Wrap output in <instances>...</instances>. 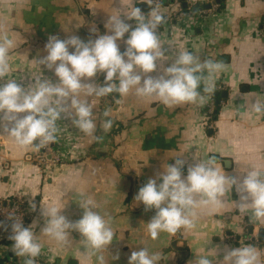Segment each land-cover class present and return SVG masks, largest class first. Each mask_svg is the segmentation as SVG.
Returning a JSON list of instances; mask_svg holds the SVG:
<instances>
[{
    "label": "crops",
    "instance_id": "0c3cea01",
    "mask_svg": "<svg viewBox=\"0 0 264 264\" xmlns=\"http://www.w3.org/2000/svg\"><path fill=\"white\" fill-rule=\"evenodd\" d=\"M163 1L172 2L158 10L165 17L158 34L165 60L158 61L157 70L149 75H162L182 51L199 56L201 62L206 58L222 62L223 69L213 73L210 80L214 90L225 87L221 93H214L224 100L215 120L205 119L206 102L212 93H204L203 84L199 89L205 97L203 104L171 106L158 97H139L135 89L124 97L117 93L87 96L82 90L77 98L92 104L95 133L81 132L62 114L57 127L62 135L64 161L61 165L43 166L37 163L34 148H21L0 128V197L12 200L24 196L36 204L34 234L42 247L56 256L54 264L98 261L96 255L85 254L82 237L76 231H70L69 239L62 244L41 234L45 226L41 202L61 208V214L75 222L84 212L79 203L88 198L95 204L94 211L109 222L115 233L112 244L98 253L104 256L105 264H128L132 251L142 248L150 254H161L159 264H190L201 256L213 264H222L226 249L250 244L256 246L260 264H264V243L258 239L264 220L252 221L251 209L239 212L235 186L226 191L217 206L197 209L193 229L182 228L174 235L161 232L155 240L148 234L146 223L156 210L146 211L142 202L135 201L149 179L162 183L158 173L168 164H175L176 159L185 160L183 177L188 166L198 162L193 159L195 155L205 161L215 156L221 172L241 182L252 167L264 172V115L251 110L254 100L264 103V0H221L215 16L197 12L171 22L166 16L185 5L180 0ZM185 1L188 5L190 1L206 2ZM133 7L151 11V5L141 0H0V36L7 35L15 45L9 51L10 70L0 84L15 80L27 87L38 78L58 82L54 70L38 63L47 55L49 36L65 40L75 35L85 42L94 40L99 35L112 34L105 25L110 16L120 13L134 29L136 21L127 20L121 12ZM128 35L117 41L122 53ZM69 51L74 49L70 46ZM105 75L101 73L93 79L103 85ZM223 93L227 94L225 98ZM108 109L111 114L104 117ZM244 112L248 115L241 118ZM106 119L113 121L108 132L100 127ZM15 256L10 246L0 244V264Z\"/></svg>",
    "mask_w": 264,
    "mask_h": 264
},
{
    "label": "clouds",
    "instance_id": "9594fccd",
    "mask_svg": "<svg viewBox=\"0 0 264 264\" xmlns=\"http://www.w3.org/2000/svg\"><path fill=\"white\" fill-rule=\"evenodd\" d=\"M141 2L152 4V0ZM121 12L127 20L136 21L134 29L121 18L120 13L119 16H110L105 25L112 34L99 35L94 40L85 42L75 35L65 40L49 36L45 45L47 55L38 63L54 70L58 82L38 78L27 87H22L15 80L0 84V128L3 133L12 137L21 148L39 150L56 142L60 131L57 121L63 114L81 132L93 135L96 131L93 106L77 98L82 90L86 91L87 96L104 97L117 93L124 97L135 89L137 96L158 97L166 106L204 103L205 97L199 89L203 84L204 93L214 91L210 80L213 73L223 69V63L207 58L201 62L199 56L182 51L170 66L163 69L162 75H149L157 70L158 61L165 60V51L158 36V29L165 22V17L155 7L147 16L137 7ZM126 33L129 35L124 41L126 49L122 53L117 41L122 40ZM14 46L13 39L7 35L0 36V80L10 70L9 51ZM70 46L74 51H69ZM101 73H106L103 85L93 79ZM86 80L91 82L85 83ZM251 110L264 115V103L254 100ZM110 114V109L103 112L104 117ZM240 115L243 118L248 113ZM112 126L111 119L104 120L100 125L105 132ZM36 141L38 143H34ZM193 159L198 162L188 166L186 177L182 174L185 160L176 159L175 164H168L163 172L158 173L162 183L157 184V179H149L135 196V201L142 202L146 211L156 210V214L146 223L147 232L153 240L161 232L174 235L182 228L193 229L197 209L217 206L233 186L240 198L236 203L239 212L251 209L252 221L264 220V172L252 167L246 171L241 182L222 173L216 166L215 156H210L206 161L197 155ZM29 203L35 211L36 204L32 201ZM79 205L84 210L82 218L72 222L61 214V208L49 207L41 202V215L45 218L41 234L62 244L69 239L70 231H76L82 237L85 254L96 255L98 264H105L104 256L98 253L112 244L115 233L109 222L94 211L95 204L90 198L83 199ZM9 218L15 219L9 237L14 241L12 251L18 257H27L25 264H35V258L42 250L34 234L35 222L33 226L24 227L21 220L13 216ZM118 258V255L115 256V259ZM161 259V254H150L147 248H142L132 251L128 264H159ZM190 264H213V261L201 256ZM222 264H260V253L251 244L226 249Z\"/></svg>",
    "mask_w": 264,
    "mask_h": 264
},
{
    "label": "built area",
    "instance_id": "2783aa9c",
    "mask_svg": "<svg viewBox=\"0 0 264 264\" xmlns=\"http://www.w3.org/2000/svg\"><path fill=\"white\" fill-rule=\"evenodd\" d=\"M210 5L211 7L207 9L201 8L198 10L199 15H207V16H215L217 15L219 9H220V4L217 3L216 1L213 0H206L205 3L200 4L199 2L195 1H190V4L188 5L189 7L184 10L183 8L180 10H171L170 14L166 16V19L168 21L175 20L179 18L180 16L183 15H194L195 13V8L198 5ZM152 7L157 8L160 10L162 7V2L161 0H153L151 4V9ZM146 16L148 15L149 12H143ZM158 34H159V29H158ZM225 90L224 86H218L215 88V90L212 92L211 95L208 96L207 102H206V121L210 122L213 120V115L215 113V107H216V101L214 100V93H221L222 91ZM224 104V101L221 102V105ZM220 105V106H221ZM210 129H213V126L210 125ZM61 140H62V135L61 131L57 134V140L54 143H50L45 147H41L39 150H35V158L37 160V163L40 166L46 165L48 163L56 164V165H61L63 163V158L61 156ZM38 142V141H37ZM51 155L52 160H48V156ZM34 215V211L32 210L29 200L26 199L24 196H17L16 198L12 200H8L6 198H1L0 197V244L1 245H6V246H11L14 244V241L11 240L9 237L12 235V224L15 222V219H10V216L15 217L17 220H21L23 223L24 227H30L32 226V218ZM235 239H232L234 241ZM51 253L47 251H41V254L35 258V264H54V261L51 262ZM27 257H18L15 256V258L8 263L4 264H25V260Z\"/></svg>",
    "mask_w": 264,
    "mask_h": 264
},
{
    "label": "trees",
    "instance_id": "16d2710c",
    "mask_svg": "<svg viewBox=\"0 0 264 264\" xmlns=\"http://www.w3.org/2000/svg\"><path fill=\"white\" fill-rule=\"evenodd\" d=\"M180 1H182V4L185 5V7L183 6V9L186 10L189 7L188 4H186L185 0H180ZM213 1H217V0H213ZM171 3H172L171 1L170 2H166V1L164 2L163 1L162 5L165 6V5H169ZM201 8H205V5L204 6L203 5L196 6L195 12H198V10L201 9ZM220 8H221V3H220ZM213 97H214V100L216 101L215 113L213 115V120H215L217 115H218V113H219L220 107H221L220 106V102H222L224 100L220 97V95H216L215 94Z\"/></svg>",
    "mask_w": 264,
    "mask_h": 264
},
{
    "label": "water",
    "instance_id": "95a60500",
    "mask_svg": "<svg viewBox=\"0 0 264 264\" xmlns=\"http://www.w3.org/2000/svg\"><path fill=\"white\" fill-rule=\"evenodd\" d=\"M220 1H221V0H217V2H219V3H220ZM210 7H211V6L208 5V6H207V9H209ZM226 96H227L226 93H223V94H222V97L225 98ZM36 143H38V142H36ZM48 160H49V161L52 160L51 155L48 156ZM249 233H250V235L253 234V227H252V226H250V228H249ZM258 239H259V242H260V243H264V229H263V228L259 231ZM70 264H77V263H76V261H71Z\"/></svg>",
    "mask_w": 264,
    "mask_h": 264
},
{
    "label": "rangeland",
    "instance_id": "374dc122",
    "mask_svg": "<svg viewBox=\"0 0 264 264\" xmlns=\"http://www.w3.org/2000/svg\"><path fill=\"white\" fill-rule=\"evenodd\" d=\"M10 247H11V250H12V245H11ZM46 249H47L46 247H42V250L46 251ZM51 255H52V254H51ZM14 256H15V253H14ZM55 259H56V256L53 255V256H51L50 261H51V262H53V261L55 262Z\"/></svg>",
    "mask_w": 264,
    "mask_h": 264
}]
</instances>
